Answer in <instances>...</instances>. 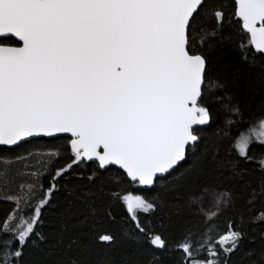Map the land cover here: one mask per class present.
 Listing matches in <instances>:
<instances>
[{
    "label": "snow or ice",
    "instance_id": "obj_1",
    "mask_svg": "<svg viewBox=\"0 0 264 264\" xmlns=\"http://www.w3.org/2000/svg\"><path fill=\"white\" fill-rule=\"evenodd\" d=\"M204 2L0 0V146L66 133L74 159L56 170L53 181L73 165L93 161L100 169L116 165L132 182L153 186L196 144L194 126L210 120L209 109L200 102L207 61L195 49L217 33L215 29L204 33L203 28L197 32L192 23ZM234 8L247 35L241 53L248 61V47L264 53V0H234ZM212 15L222 27L224 12L216 8ZM10 38L20 46L3 43ZM232 111L239 114L240 110ZM253 140L264 144V115L239 132L233 147L240 157L248 158ZM50 155L55 157L58 151ZM260 166L264 168V159ZM5 175L6 165L0 166V177ZM55 189L53 183L30 216L20 206L23 201L24 208L31 207L27 194L7 197L16 208L0 222V234H12L11 239L0 240V264H19L33 233L44 239L35 229ZM220 196L226 198V206L230 194L216 197L217 211ZM122 199L135 229L144 233L137 213L154 211V203L141 195L126 194ZM217 211L209 210L206 216L214 217ZM257 219H264V213ZM123 234L134 243L139 239L128 227ZM192 235L188 233L177 245L190 264H227L242 233L229 225L227 234L215 241L222 253L206 247L207 239L194 246ZM98 239L111 242L114 238L103 234ZM150 243L165 247L160 235L151 236ZM205 247L207 257L197 259Z\"/></svg>",
    "mask_w": 264,
    "mask_h": 264
},
{
    "label": "trees",
    "instance_id": "obj_2",
    "mask_svg": "<svg viewBox=\"0 0 264 264\" xmlns=\"http://www.w3.org/2000/svg\"><path fill=\"white\" fill-rule=\"evenodd\" d=\"M216 8L225 14L222 27L212 15ZM234 11L233 0H205L195 14L192 23L197 32L203 28L204 33L213 29L217 33L208 35L195 49L207 61L200 102L209 109L210 120L194 130L199 139L188 147L186 158L170 173L156 178L153 186L140 188L121 170L113 166L100 169L91 161L73 165L53 181L56 170L74 159L67 136L0 146V166L6 165V175L0 177V222L16 208L7 197H18L22 191L27 194L31 207L24 208L23 201L20 206L30 216L48 188L56 184L35 229L44 239L33 233L19 264H190L177 246L184 237L192 233L194 246L207 239L206 247L222 253L215 241L227 234L229 225L242 236L237 249L228 254L227 264H264V219H257L264 213V168L260 166L264 144L251 143L248 158L240 157L233 147L239 132L264 115V55L248 47L250 59L242 58L247 35ZM53 150L58 151L55 157L50 155ZM223 192L230 194L228 204L220 196L217 211L213 203ZM126 194L141 195L155 205L154 211L137 213L144 233L135 229L127 213L122 199ZM209 210L217 215L208 218ZM126 227L136 232L137 242L124 237ZM103 234L111 235L113 241H99ZM153 235L161 236L164 248L151 245ZM11 238L10 233L0 234V240ZM15 244L13 241V248ZM206 247L197 259L207 257Z\"/></svg>",
    "mask_w": 264,
    "mask_h": 264
},
{
    "label": "water",
    "instance_id": "obj_3",
    "mask_svg": "<svg viewBox=\"0 0 264 264\" xmlns=\"http://www.w3.org/2000/svg\"><path fill=\"white\" fill-rule=\"evenodd\" d=\"M234 1V0H233ZM237 18V17H236ZM238 19V18H237ZM15 39V38H14ZM16 40V39H15ZM18 46H20V44L18 45ZM255 51V50H254ZM263 55H264V53H262ZM199 126H201V125H196V126H194V130L197 128V127H199ZM58 136H67V137H69L70 139H71V137H70V135L69 134H66V133H64V134H59ZM45 138H47V137H45ZM20 143H22V142H20ZM19 143V144H20ZM16 146V145H15ZM3 147H13V146H3ZM91 162H93V161H91ZM182 161H180L179 163H181ZM96 163V162H95ZM178 163V164H179ZM98 165V164H97ZM110 166H113V167H115V168H117V169H119V170H121L122 172H123V170L122 169H120L118 166H116V165H110ZM110 166H108V167H110ZM124 173V172H123ZM125 175H126V173H124ZM166 175V174H165ZM126 177H127V175H126ZM158 177H161V176H158ZM157 177V178H158ZM128 178V177H127ZM129 179V178H128ZM130 180V179H129ZM131 181V180H130ZM132 182V181H131ZM138 184V183H137ZM140 188H148V186H140V185H138Z\"/></svg>",
    "mask_w": 264,
    "mask_h": 264
},
{
    "label": "flooded vegetation",
    "instance_id": "obj_4",
    "mask_svg": "<svg viewBox=\"0 0 264 264\" xmlns=\"http://www.w3.org/2000/svg\"><path fill=\"white\" fill-rule=\"evenodd\" d=\"M14 39V38H13ZM4 44L8 45V46H18L20 43L14 39V41L7 39L3 41Z\"/></svg>",
    "mask_w": 264,
    "mask_h": 264
},
{
    "label": "rangeland",
    "instance_id": "obj_5",
    "mask_svg": "<svg viewBox=\"0 0 264 264\" xmlns=\"http://www.w3.org/2000/svg\"><path fill=\"white\" fill-rule=\"evenodd\" d=\"M253 142H254V143H258V142H256L255 140H253ZM253 142H252V143H253ZM132 195H133V194H132ZM125 205H126V204H125Z\"/></svg>",
    "mask_w": 264,
    "mask_h": 264
}]
</instances>
